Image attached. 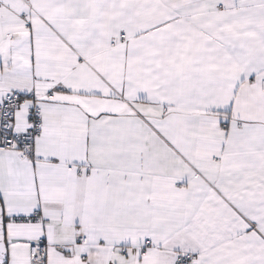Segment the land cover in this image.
I'll use <instances>...</instances> for the list:
<instances>
[{"label":"snow or ice","instance_id":"snow-or-ice-1","mask_svg":"<svg viewBox=\"0 0 264 264\" xmlns=\"http://www.w3.org/2000/svg\"><path fill=\"white\" fill-rule=\"evenodd\" d=\"M0 264H264V0H0Z\"/></svg>","mask_w":264,"mask_h":264}]
</instances>
